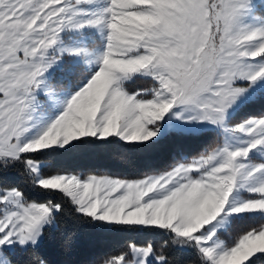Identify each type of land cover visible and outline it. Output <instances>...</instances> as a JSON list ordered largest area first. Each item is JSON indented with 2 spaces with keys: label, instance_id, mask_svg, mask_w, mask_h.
Returning <instances> with one entry per match:
<instances>
[{
  "label": "snow or ice",
  "instance_id": "1",
  "mask_svg": "<svg viewBox=\"0 0 264 264\" xmlns=\"http://www.w3.org/2000/svg\"><path fill=\"white\" fill-rule=\"evenodd\" d=\"M85 227L86 264H264V0H0V264Z\"/></svg>",
  "mask_w": 264,
  "mask_h": 264
},
{
  "label": "trees",
  "instance_id": "2",
  "mask_svg": "<svg viewBox=\"0 0 264 264\" xmlns=\"http://www.w3.org/2000/svg\"><path fill=\"white\" fill-rule=\"evenodd\" d=\"M258 110L259 106L257 107V111ZM148 163L158 164L164 167L165 156L164 154L154 155L149 159L140 161L138 166ZM70 166H79L85 169L110 168L114 172L121 174L137 173V167L129 166L116 159L104 157L78 159L71 161ZM111 242L109 238L97 235L85 227L76 233L72 239L71 245L65 241L61 233L51 236L47 242L46 250L53 264H86L90 256L103 248L104 245Z\"/></svg>",
  "mask_w": 264,
  "mask_h": 264
}]
</instances>
